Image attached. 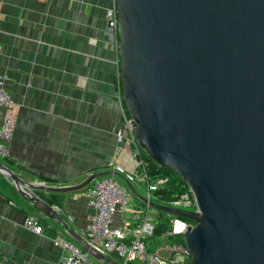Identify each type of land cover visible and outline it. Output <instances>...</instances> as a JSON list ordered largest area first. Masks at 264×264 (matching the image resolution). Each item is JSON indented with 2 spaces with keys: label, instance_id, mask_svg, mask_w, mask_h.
Instances as JSON below:
<instances>
[{
  "label": "water",
  "instance_id": "95a60500",
  "mask_svg": "<svg viewBox=\"0 0 264 264\" xmlns=\"http://www.w3.org/2000/svg\"><path fill=\"white\" fill-rule=\"evenodd\" d=\"M116 6L121 92L134 135L155 164L189 188L196 205L150 207L195 223L183 233L187 264H264V0H116ZM0 174L95 260L118 264L27 191L75 192L117 174L93 173L61 188L31 185L1 163Z\"/></svg>",
  "mask_w": 264,
  "mask_h": 264
},
{
  "label": "crops",
  "instance_id": "0c3cea01",
  "mask_svg": "<svg viewBox=\"0 0 264 264\" xmlns=\"http://www.w3.org/2000/svg\"><path fill=\"white\" fill-rule=\"evenodd\" d=\"M109 5L110 0H0V77L16 105L9 156L0 163L31 185L75 186L90 174L110 171L112 161L134 172L129 146L115 154L122 93L119 40L105 18ZM92 184L75 192L27 191L50 200L55 214L86 242ZM137 185L131 187L141 197ZM132 206L142 213L145 208L135 196ZM32 214L41 235L23 227ZM60 238L76 243L0 174V264H6L4 257L17 264H61L65 253L53 244Z\"/></svg>",
  "mask_w": 264,
  "mask_h": 264
},
{
  "label": "built area",
  "instance_id": "2783aa9c",
  "mask_svg": "<svg viewBox=\"0 0 264 264\" xmlns=\"http://www.w3.org/2000/svg\"><path fill=\"white\" fill-rule=\"evenodd\" d=\"M105 18L107 26L116 37H119L116 0H110V5L105 11ZM117 48L119 51V41ZM117 101L122 114V126L116 133L118 146L115 154L122 150V146H129L134 172L126 173L121 165L112 161L107 166L108 169L122 176L123 181L117 180L113 175H107L93 182L86 194L87 206L93 211L86 243L107 258L109 256L118 258L121 264H187L191 260V254L185 245L167 242L168 238L183 235L188 227H193L178 216L168 214L173 216L170 222L171 229L160 236L161 243L151 250L149 237L154 233L156 221L149 215L150 210H155L149 203H153L152 195L165 186L167 179L149 177L142 155L143 149L140 148L134 135L131 118L124 106L122 94H118ZM15 110L16 105L5 88V79L0 77V159L9 156L7 143L12 138L15 128ZM137 183L145 190L141 197L127 186V184L138 186ZM137 195L145 200V202L140 200L145 207L143 213L133 210L132 200ZM161 205L182 210L196 208L189 188L183 195L176 197L168 204ZM116 215L121 217L117 226L114 223ZM23 227L36 235L43 233L39 218L33 214L25 217ZM53 244L65 253L61 264H103L72 241L60 238L54 239ZM109 259L114 261L112 258Z\"/></svg>",
  "mask_w": 264,
  "mask_h": 264
},
{
  "label": "trees",
  "instance_id": "16d2710c",
  "mask_svg": "<svg viewBox=\"0 0 264 264\" xmlns=\"http://www.w3.org/2000/svg\"><path fill=\"white\" fill-rule=\"evenodd\" d=\"M119 40V37H117ZM143 159L148 169V175L151 179L166 178L167 182L165 186L154 193L157 199H160L163 204H168L176 197L183 195L188 191V187L180 180V178L171 170L160 167L155 164L146 154L143 152ZM48 204H51L50 200H44ZM184 222L194 225L195 223L191 220L179 217ZM171 229L170 221L165 217H160V220L156 221L154 233L149 237L152 248L158 245L160 236L167 230Z\"/></svg>",
  "mask_w": 264,
  "mask_h": 264
},
{
  "label": "rangeland",
  "instance_id": "374dc122",
  "mask_svg": "<svg viewBox=\"0 0 264 264\" xmlns=\"http://www.w3.org/2000/svg\"><path fill=\"white\" fill-rule=\"evenodd\" d=\"M143 152H144V150H143ZM142 189H143V192H144L145 191L144 188H142ZM143 192L141 191L142 195H144ZM151 200L155 204H163L162 201L160 199H157V197L155 195H152V199ZM185 210L194 211L195 208H186ZM149 215H150L151 219H153L154 221L160 220V217H165V218H167L171 222V220L173 218L172 215H168L167 213L162 212V211H159V210H150ZM120 221H121V217L120 216H117L116 217V224H119ZM167 242L168 243H173V244H184L183 243V235L175 236V237H170V238L167 239ZM160 243H161V240L159 239L158 245ZM153 249H154V247L151 250H153ZM109 258H112L115 262L121 264V260H119L118 258L113 257V256H109Z\"/></svg>",
  "mask_w": 264,
  "mask_h": 264
}]
</instances>
